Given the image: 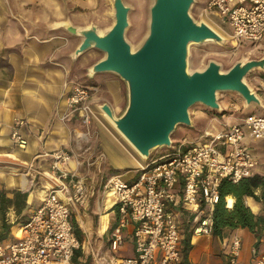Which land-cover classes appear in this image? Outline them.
I'll use <instances>...</instances> for the list:
<instances>
[{
    "label": "crops",
    "instance_id": "crops-1",
    "mask_svg": "<svg viewBox=\"0 0 264 264\" xmlns=\"http://www.w3.org/2000/svg\"><path fill=\"white\" fill-rule=\"evenodd\" d=\"M43 1L48 3L45 8ZM200 7L202 8L203 5ZM55 11L53 4L47 0H0V162L16 164V166L0 164V191L14 201L3 208L0 206L1 227L2 218H4L12 224L10 227L12 234L18 225L25 222L23 218L26 214L31 217L34 210L41 204L49 187L47 179L45 176H39V172L49 171L54 162L53 152L63 148L73 155L72 160L67 164V169L77 170L80 175L86 176L91 192L87 203L76 204L72 207V218L83 229L85 238L80 255L77 259H74V256L71 264H111L109 262L111 257L133 256L136 253L133 223L125 228L124 242L118 250L114 251L105 246V241L110 243V233L118 221L119 213L117 208L112 206L113 200L110 194L102 203L100 196L95 195L99 171L103 165L99 159L100 155L108 152L114 160V156L109 152V146L115 148V152H118L116 150L118 148L111 145L107 138L106 150L98 149L92 131L99 119L94 120L89 128L82 123L76 113L70 114L65 120L62 119V114L68 109L66 102L68 90L63 84L65 72L63 68L50 63V59L54 58L57 62L61 58L62 62L67 63L61 54L66 49L70 50L71 45L68 61L76 60L85 53L74 59L73 52L81 38L63 27H57L56 24L60 20L70 18L76 25H87L93 21L78 20L71 15L53 17ZM65 38L67 41L64 40ZM91 65L86 68L88 77H90L88 68ZM107 73L117 75L113 72H103L93 77ZM257 94L263 105L249 106L244 99V115L234 120H223L224 122H221L223 126L214 127L211 129L212 133L223 130L229 124L243 123L244 117L248 114L264 115V90L257 91ZM95 96L92 91L91 100L94 108L104 117L106 115L100 106L105 102L112 106L116 114H120L125 107L124 105L118 110L116 106L123 100L120 84L108 83L105 87L103 101L98 102ZM18 117L26 121V124L21 127V133L26 140L23 147L19 146L12 137L13 124ZM82 131L87 133L85 137L78 136ZM73 132L78 139L73 137ZM245 144L258 161L250 175L256 173L264 175V139L255 137L246 128ZM92 156H97L93 162L89 161ZM162 156L164 154L154 157L153 160L162 158ZM118 163L122 167L135 165L133 160L127 161L125 158L120 159ZM31 164L33 167L30 166ZM9 168L13 170H8ZM133 172L136 174L132 178L142 173L138 170ZM38 176L39 180H37ZM177 190L181 198L182 182L178 184ZM23 193H27L26 198L22 196ZM104 193L106 194V191ZM257 194H261L260 189L257 190ZM227 197L228 195L226 201ZM245 199L255 214L264 216V198L260 197L257 200L252 196H246ZM92 202H94V207ZM172 207L175 209L177 205L174 204ZM185 212L190 215L188 222L193 223L195 216L190 217L195 213ZM183 214L179 211L183 238L182 258L177 264H227L230 244L236 234L242 237L240 255L242 263L249 264L255 260L254 248L257 247L259 250L264 248V224L259 233L242 226L233 229L226 228L222 235H216L214 231L194 233L192 224L189 228L186 227ZM229 230L232 231L229 232ZM190 232L192 235L188 239ZM245 235L249 236L250 241L245 240ZM188 243L190 248L187 250Z\"/></svg>",
    "mask_w": 264,
    "mask_h": 264
},
{
    "label": "built area",
    "instance_id": "built-area-1",
    "mask_svg": "<svg viewBox=\"0 0 264 264\" xmlns=\"http://www.w3.org/2000/svg\"><path fill=\"white\" fill-rule=\"evenodd\" d=\"M206 14L220 16L229 26L236 42L264 40V0H206ZM91 86L73 83L67 87L65 120L76 113L86 127L99 119L91 100ZM24 118L15 119L12 137L24 146L21 127ZM264 139V115L251 113L243 123L229 124L223 130L206 134L188 148L173 143L162 158L144 166L137 177L124 179L114 173L106 184L112 206L119 213L110 233V248L118 250L124 242V230L134 224L135 255L111 257V264H177L182 258V221L172 205L181 204L184 211L195 213L194 233L212 232L213 210L221 198L220 185L227 178L238 183L258 161L246 147L245 130ZM85 137L86 132H81ZM49 171H40L49 184L41 204L31 217L18 225L12 234L0 239V264H71L83 242L78 237L72 218V207L88 202L91 192L86 176L67 169L72 153L63 148L53 152ZM105 158V153L101 154ZM33 167V165H30ZM182 182V196L178 184ZM228 205V203H227ZM242 237L236 234L230 244L227 264H244L240 260ZM255 260L264 264V248H254Z\"/></svg>",
    "mask_w": 264,
    "mask_h": 264
},
{
    "label": "water",
    "instance_id": "water-1",
    "mask_svg": "<svg viewBox=\"0 0 264 264\" xmlns=\"http://www.w3.org/2000/svg\"><path fill=\"white\" fill-rule=\"evenodd\" d=\"M113 23L101 29L91 22L76 25L68 18L56 26L81 38L74 59L91 48L104 56L88 68V75L113 72L127 86V102L120 114L105 102L106 117L144 157L159 147H171V135L178 125L193 126L190 108L202 103L223 111L218 93H239L247 105H263L257 92L246 82L256 68L264 70L261 58H242L228 70L214 59L203 69H190L191 44L225 41L205 20L191 13L196 0H152L148 32L137 47L127 38L132 6L125 0H110Z\"/></svg>",
    "mask_w": 264,
    "mask_h": 264
},
{
    "label": "rangeland",
    "instance_id": "rangeland-1",
    "mask_svg": "<svg viewBox=\"0 0 264 264\" xmlns=\"http://www.w3.org/2000/svg\"><path fill=\"white\" fill-rule=\"evenodd\" d=\"M49 3L53 4L56 11L53 12V17L61 16H73L75 19L93 21L97 23L101 29L110 26L113 23L112 16V4L110 0H47ZM127 4L132 6L130 12V26L127 29V38L132 43L133 47H137L143 40L144 36L148 32L150 5L152 0H125ZM206 0H196L195 4L191 9L192 15L197 20H205L214 29H216L223 37L225 41L222 43L218 42H208L204 44H191L190 46V57L189 65L190 69H203L209 62V60L214 59L222 64L223 70H228L235 62L238 60L261 58L264 55V40L258 44L253 42L240 43L236 42L230 34V26L217 15L206 14L204 12V6ZM43 5H48L47 2L43 1ZM200 5H203L201 8ZM49 18H51L49 16ZM71 35V34H70ZM67 41V39H64ZM66 44V43H65ZM66 49L61 54L66 62H62L59 58L58 62L56 59H50V63L63 68L65 72L64 88L73 83H80L82 85L91 86L94 96H97L98 102L103 101L105 96V87L108 83L120 84V88L123 91V100L121 103L116 104L117 109L120 110L122 106L126 105L127 102V86L124 80L120 79L117 75L112 73H107L104 75H96L95 77H88L86 74V68L104 56V52L97 49L91 48L87 50L81 57L76 60L68 61V53L71 51ZM246 82L257 92L264 90V70L261 68L253 69L245 78ZM95 96V97H96ZM219 101L223 107V111L213 110L202 103H197L190 108V114L193 121V126L189 125H178L175 131L172 133L171 138L173 143H182L183 147L186 149L192 144L197 143L200 140H205L207 132L211 133V129L216 126H223L225 121L234 120L235 118L242 117L244 115L243 105L245 103L244 98L237 92L224 91L218 93ZM257 112H261L257 110ZM99 121L95 123V129L92 131L95 142L100 151L106 150V139L108 138L111 145L115 146L118 152H115V148L109 146V152L114 156V160L109 156L108 152L105 153V158L102 159L101 155V171H99V180L97 185V191L95 195L100 196L101 203L107 200L106 184L109 178L114 173L124 174V179L129 180L135 176L134 170L138 172L144 171V166L153 160L154 157L158 155H165L171 149L168 146L159 147L152 151V156L146 158L140 156L141 154L138 150L129 142V140L116 128V126L106 117L98 114ZM98 120V119H96ZM231 122V121H230ZM74 134V132H73ZM72 134V135H73ZM73 137L78 139L74 134ZM102 154V153H101ZM89 157V156H88ZM125 158L127 161L133 160L135 165H124L119 166L120 159ZM140 161V165L137 162ZM97 156H92L89 161L93 162L96 160ZM88 164V162H86ZM0 164H10L16 166V164L8 162H0ZM92 164V163H91ZM90 164V165H91ZM128 164V163H125ZM8 170H13L9 168ZM129 170H132L129 172ZM126 172V173H125ZM128 172V173H127ZM39 176H44L39 173ZM39 176L37 180H39ZM46 178V177H45ZM99 192V193H98ZM109 195V194H108ZM110 197V196H109ZM246 202V199H245ZM247 203V202H246ZM94 207V202H92ZM183 215H185L184 223L187 224L186 227L194 225L195 222H188L189 214L183 210ZM100 214V213H99ZM75 218V217H74ZM195 221V219H194ZM97 224V222L95 223ZM1 228V222H0ZM233 229V228H232ZM232 230H229L231 232ZM228 232V231H227ZM85 238V235H84ZM245 240L250 241L249 236L245 235ZM105 246L110 247V243L105 241ZM102 254V252H101ZM96 259V258H95ZM97 261V260H96Z\"/></svg>",
    "mask_w": 264,
    "mask_h": 264
},
{
    "label": "trees",
    "instance_id": "trees-1",
    "mask_svg": "<svg viewBox=\"0 0 264 264\" xmlns=\"http://www.w3.org/2000/svg\"><path fill=\"white\" fill-rule=\"evenodd\" d=\"M152 156V151L151 155ZM149 157V158H150ZM261 190V194H257V190ZM221 198L216 203L213 210L214 228L213 231L216 235H222L226 228H236L238 226L247 227L250 230L259 233L262 224H264V216L255 214L250 206L245 202L246 196H252L257 200L261 197L264 198V175L256 173L254 175L245 176L238 183H235L227 178L223 179L220 185ZM233 195L235 202L233 207L227 206L226 196ZM24 198L27 197V193H23ZM12 198L6 196V194L0 191V206L3 208L6 204H11ZM116 208V206H113ZM175 211L183 212L181 204H178L174 209ZM196 216L192 214L190 218ZM30 217L29 214L24 216V221ZM185 222V221H184ZM190 222V221H189ZM76 233L80 240H84V232L79 223L73 220ZM12 224L8 223L2 218V227L0 229V239H6L10 236V227ZM194 232V231H193ZM192 235V232L188 233V239ZM190 248V244H187V250ZM81 250H77L75 258L80 255Z\"/></svg>",
    "mask_w": 264,
    "mask_h": 264
},
{
    "label": "bare ground",
    "instance_id": "bare-ground-1",
    "mask_svg": "<svg viewBox=\"0 0 264 264\" xmlns=\"http://www.w3.org/2000/svg\"><path fill=\"white\" fill-rule=\"evenodd\" d=\"M79 135H83V134H81V133H79ZM141 154V153H140ZM140 156H143L142 154L140 155ZM144 157V156H143ZM138 159L139 158H137L136 160H137V162L139 163V165H140V161H138ZM110 195H111V193H109ZM227 202H228V207H233V205H234V197L233 196H231V195H228V197H227ZM98 262V261H97Z\"/></svg>",
    "mask_w": 264,
    "mask_h": 264
}]
</instances>
